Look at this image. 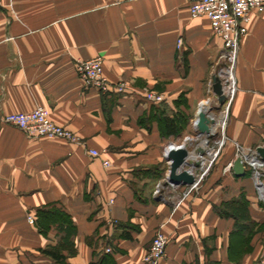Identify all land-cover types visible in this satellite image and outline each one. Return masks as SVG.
Here are the masks:
<instances>
[{
    "label": "crops",
    "instance_id": "1",
    "mask_svg": "<svg viewBox=\"0 0 264 264\" xmlns=\"http://www.w3.org/2000/svg\"><path fill=\"white\" fill-rule=\"evenodd\" d=\"M188 3L0 0V264H54L42 250L63 243L65 232L54 224L43 234L28 221L52 207L66 212L76 229L62 250L66 264L103 257L113 264H142L158 231L169 238L162 264H263L264 202L253 180L238 178L232 169L227 174L223 160L192 196L181 198L164 184L165 152L181 145L176 138L191 136L190 126L166 138L157 122L149 129L140 123L153 107L186 118L196 116L203 103L215 110L221 105L212 79L223 43L206 17L192 18ZM99 56L110 84H126L124 94L101 93L78 77L76 61ZM236 79L225 135L264 147V13L252 17L242 38ZM146 91L163 94V101L146 102ZM39 107L81 143L28 138L4 122L9 114ZM191 142L185 145L192 150L205 146ZM153 168L165 172L158 176ZM241 194L257 227L249 251L234 262L235 221L215 207Z\"/></svg>",
    "mask_w": 264,
    "mask_h": 264
},
{
    "label": "built area",
    "instance_id": "2",
    "mask_svg": "<svg viewBox=\"0 0 264 264\" xmlns=\"http://www.w3.org/2000/svg\"><path fill=\"white\" fill-rule=\"evenodd\" d=\"M188 2L192 18L206 17L211 24L214 34L222 40L223 52L220 57L221 66L218 68L216 76L222 82L226 100H230L231 102L238 91L236 68L241 41L248 32V25L252 17L256 14L264 13V0H188ZM181 44L182 41L179 40L178 46H181ZM75 69L78 77L88 88L97 89L104 94L112 90L118 94H124L126 92L127 86L125 83H118L112 86L106 78L103 57L99 56L90 60H78L76 61ZM141 98L152 104L163 101L162 96H155L153 94H143ZM204 105L200 107L204 108ZM206 105L208 106V104ZM4 122L17 127L28 138L59 139L72 144L81 143V139L75 133L56 124L51 119L49 110L44 107H39L28 113L9 114L5 116ZM235 143L239 146L237 142ZM215 151L216 149L212 152L214 156L219 153V151ZM89 153L92 157L100 156V153L96 150H90ZM240 155L244 159L242 163L245 169L246 165L251 168L258 199L264 202V161L256 149L254 153L250 154L243 151ZM104 165L109 167L110 163L106 161ZM232 166L233 164L230 165V168ZM159 191L160 189H158ZM28 221L30 224H35V217L30 215ZM168 244V236L164 232L158 231L142 260V264H162ZM262 263L264 264V259Z\"/></svg>",
    "mask_w": 264,
    "mask_h": 264
},
{
    "label": "trees",
    "instance_id": "3",
    "mask_svg": "<svg viewBox=\"0 0 264 264\" xmlns=\"http://www.w3.org/2000/svg\"><path fill=\"white\" fill-rule=\"evenodd\" d=\"M180 101L184 102V96H180ZM154 105V104H152ZM183 114L176 113L169 115L165 109L153 107L151 115L144 117L140 120V123L149 129L152 122H157L160 133L162 136L178 137L185 129L190 125L189 121L192 116L183 118ZM157 175L160 176L161 171L158 168H153ZM246 177H250L247 172ZM216 212L223 218H232L235 221L234 235L238 238L250 241L251 237L255 233L257 224L253 221L250 213V201L245 194H241L238 198H234L231 201L223 202L220 206L215 207ZM35 224H37L39 230L46 234L52 225L57 224L61 227L62 232H65L64 242L56 246H52L42 250V252L50 257L54 264H66L67 256L62 252L64 246L70 247L72 244L71 238L75 235L76 229L72 224L70 216L55 207L40 209L36 213ZM74 254V253H71ZM90 264H113V262L107 261L106 257L99 259L98 261L91 262Z\"/></svg>",
    "mask_w": 264,
    "mask_h": 264
},
{
    "label": "rangeland",
    "instance_id": "4",
    "mask_svg": "<svg viewBox=\"0 0 264 264\" xmlns=\"http://www.w3.org/2000/svg\"><path fill=\"white\" fill-rule=\"evenodd\" d=\"M143 94H153L155 96H162V97L164 96L163 94H160V93H157L154 91H146V92H143ZM235 97H236V95H235ZM235 97L232 99L231 102H230V100H226V102L224 104L219 105L217 110L213 109L210 106L211 108L208 109V113L216 115V117L218 118V121H217L216 125L213 127V130L209 136L198 137V132L194 128V124H193L194 120L196 119V116L192 115L193 122L190 123V125H189L190 127L187 129V131L189 132V134L191 136L183 138V139L180 137L176 138V141H180L181 144H187V143H190L192 141L191 143L199 142V143H203L205 145V143L207 142L205 147L208 151L204 156L200 157L202 164L199 167H195L192 169L193 174L196 176V181L192 186H172L174 190H178L177 193L181 196V198L185 199V198L192 196L202 186L206 177L212 175L213 170L215 169L214 167L218 164V162L226 160L228 167L225 168L224 172H226L227 174H231L230 169H232V168H230V165L233 164V162L237 158H240L242 161H244L242 155H240L241 152L244 151V152H246V153L248 152L250 154L254 153L256 147L244 146L241 144H239V146H237V144L234 141H231V140H229V138L224 137V135L226 134V132L228 130L229 113L231 111ZM199 109H200V107H198L197 111ZM191 137L194 138L193 139L194 141L192 140ZM209 148L210 149L214 148V149H216V151H219L217 156H214L213 154L211 155ZM193 150H194V148H193ZM245 171H246V174H247V172H249L250 178L253 180L251 168L246 165ZM161 172L164 174L165 171L161 170ZM246 174H245V176L238 177V178L244 179V178H246ZM163 178H165L164 180H166V177H163ZM152 190H154V188ZM260 233H261V236H264V229H260ZM153 239H154V237H153ZM153 239H152V241H153ZM233 241H235V243H237L236 246L234 247V249L238 248V251L232 250L230 257L234 262L235 261L238 262V261H240L242 256L247 251H249V248H247L248 244L245 240L242 241V239H240V238H236V240H235V238H234L232 240V243H233ZM168 248H169V244L167 246V251H166L164 260L168 256ZM261 256H262L261 260H263L264 259V246H263V251H262Z\"/></svg>",
    "mask_w": 264,
    "mask_h": 264
},
{
    "label": "water",
    "instance_id": "5",
    "mask_svg": "<svg viewBox=\"0 0 264 264\" xmlns=\"http://www.w3.org/2000/svg\"><path fill=\"white\" fill-rule=\"evenodd\" d=\"M212 93L219 104L222 105L226 102L223 85L218 76L212 79ZM215 124L216 120L208 113V109L200 107L196 113L194 123L198 137L209 136ZM256 151L264 161V147L259 146L256 148ZM207 152L205 146H197L194 150L189 149L185 144L170 146L165 152V159L169 166L164 182L165 186H192L196 181V176L193 174L192 169L202 164L200 157L204 156ZM232 170L237 177H243L246 174L245 167L240 158H237L233 162Z\"/></svg>",
    "mask_w": 264,
    "mask_h": 264
},
{
    "label": "bare ground",
    "instance_id": "6",
    "mask_svg": "<svg viewBox=\"0 0 264 264\" xmlns=\"http://www.w3.org/2000/svg\"><path fill=\"white\" fill-rule=\"evenodd\" d=\"M204 104V103H203ZM206 104V103H205ZM204 108L207 110L209 109L207 105H204ZM225 118V117H224ZM223 123V122H222ZM223 126V125H222ZM225 126V125H224ZM204 139V138H203ZM202 141V140H201ZM217 156V155H216Z\"/></svg>",
    "mask_w": 264,
    "mask_h": 264
}]
</instances>
